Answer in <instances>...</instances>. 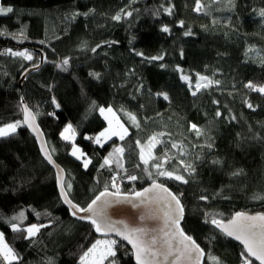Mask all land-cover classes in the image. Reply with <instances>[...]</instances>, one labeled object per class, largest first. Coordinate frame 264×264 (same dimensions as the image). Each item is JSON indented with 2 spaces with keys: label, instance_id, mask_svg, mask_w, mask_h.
Returning <instances> with one entry per match:
<instances>
[{
  "label": "trees",
  "instance_id": "obj_1",
  "mask_svg": "<svg viewBox=\"0 0 264 264\" xmlns=\"http://www.w3.org/2000/svg\"><path fill=\"white\" fill-rule=\"evenodd\" d=\"M2 5L0 128H19L0 138V233L16 256L11 263L0 256V264H80L101 239L63 204L55 171L23 125V103L76 205L159 182L180 198L183 229L206 253L205 264H257L217 223L264 213V0ZM251 47L260 50L254 58ZM42 56L43 68L21 91L22 75ZM184 78L209 87L194 95ZM103 107L114 108L129 134L101 146ZM68 125L91 160L87 169L62 137ZM30 226L39 228L35 236ZM116 243L106 264H134L129 248Z\"/></svg>",
  "mask_w": 264,
  "mask_h": 264
},
{
  "label": "water",
  "instance_id": "obj_2",
  "mask_svg": "<svg viewBox=\"0 0 264 264\" xmlns=\"http://www.w3.org/2000/svg\"><path fill=\"white\" fill-rule=\"evenodd\" d=\"M24 72L19 83L43 68ZM23 125L36 138L41 154L56 174L61 200L71 217L91 223L100 238L116 239L129 248L134 264H205L206 253L183 229L185 210L180 198L167 186L153 182L130 194L103 191L84 209L68 197L66 174L52 157L45 135L33 111L23 103ZM217 228L239 243L247 256L264 264V213L238 212Z\"/></svg>",
  "mask_w": 264,
  "mask_h": 264
},
{
  "label": "rangeland",
  "instance_id": "obj_3",
  "mask_svg": "<svg viewBox=\"0 0 264 264\" xmlns=\"http://www.w3.org/2000/svg\"><path fill=\"white\" fill-rule=\"evenodd\" d=\"M226 1L229 3L232 0H226ZM6 14H7V9L3 7L2 0H0V15H6ZM262 16L264 19L263 12H262ZM259 53L260 50L256 47H251L249 49V54L252 58H254ZM184 80L187 83H189V86L192 89L194 95L201 92L202 89L209 87L208 83L204 81L200 82L199 84L192 85L187 78H184ZM99 114L107 124V127L96 137L99 145L102 146L105 143L115 138L124 139L129 134V129L126 127V124L119 116V114H117L114 108L103 107L100 109ZM131 120L133 123H136L134 118H132ZM18 126H19L18 124H10L0 128V138L7 137L15 133L19 128ZM76 136H77L76 131L71 125H68L62 133L63 139L73 144L70 153L71 156L82 162L84 168L87 169L90 165L91 160L83 152L82 148L75 143ZM174 150L177 151V149ZM180 151L183 152V150ZM182 155H185V153L183 152ZM152 157H153V149H151L148 152L147 159H151ZM185 159H187L186 155H185ZM179 164L183 165L185 163L181 161V163ZM176 169L180 171L181 167L179 165H176V168L174 169L175 172H177ZM175 172L171 174H175ZM38 229L39 228L37 226L28 227L27 228L28 235L31 237L35 236L36 233L38 232ZM116 242L117 241L114 239H104V238L99 239L93 245V247L88 251V253L82 258L80 264H106L107 261L116 252V245H117ZM8 252H11V250L7 246L3 235L0 233V256L5 262H8V257H7L9 256Z\"/></svg>",
  "mask_w": 264,
  "mask_h": 264
},
{
  "label": "crops",
  "instance_id": "obj_4",
  "mask_svg": "<svg viewBox=\"0 0 264 264\" xmlns=\"http://www.w3.org/2000/svg\"><path fill=\"white\" fill-rule=\"evenodd\" d=\"M8 254H9V256H7L8 257V262L7 263H11V262L16 260V256L14 255L12 250H11V252H8Z\"/></svg>",
  "mask_w": 264,
  "mask_h": 264
},
{
  "label": "bare ground",
  "instance_id": "obj_5",
  "mask_svg": "<svg viewBox=\"0 0 264 264\" xmlns=\"http://www.w3.org/2000/svg\"><path fill=\"white\" fill-rule=\"evenodd\" d=\"M22 91V90H21Z\"/></svg>",
  "mask_w": 264,
  "mask_h": 264
}]
</instances>
